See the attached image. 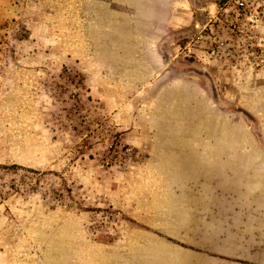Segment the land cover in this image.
<instances>
[{"label":"rangeland","instance_id":"1","mask_svg":"<svg viewBox=\"0 0 264 264\" xmlns=\"http://www.w3.org/2000/svg\"><path fill=\"white\" fill-rule=\"evenodd\" d=\"M225 1L0 0V264H264V6Z\"/></svg>","mask_w":264,"mask_h":264},{"label":"built area","instance_id":"2","mask_svg":"<svg viewBox=\"0 0 264 264\" xmlns=\"http://www.w3.org/2000/svg\"><path fill=\"white\" fill-rule=\"evenodd\" d=\"M254 3H256V10L261 6H264V0H226L224 3L226 6L219 13L220 16L229 15L239 20H243L247 17V20L252 22L255 21L253 20L255 17H252L253 13L249 8L251 5H254ZM257 12L262 13L264 10H257ZM234 27L235 25L233 24V28Z\"/></svg>","mask_w":264,"mask_h":264}]
</instances>
